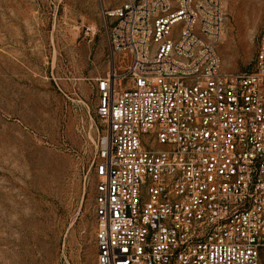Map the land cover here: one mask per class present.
<instances>
[{"label": "built area", "instance_id": "2783aa9c", "mask_svg": "<svg viewBox=\"0 0 264 264\" xmlns=\"http://www.w3.org/2000/svg\"><path fill=\"white\" fill-rule=\"evenodd\" d=\"M106 15L97 264H261L264 35L253 71L228 73L224 0H126Z\"/></svg>", "mask_w": 264, "mask_h": 264}, {"label": "rangeland", "instance_id": "374dc122", "mask_svg": "<svg viewBox=\"0 0 264 264\" xmlns=\"http://www.w3.org/2000/svg\"><path fill=\"white\" fill-rule=\"evenodd\" d=\"M125 1L0 0V264H97L98 85ZM224 7L222 70L251 72L264 0Z\"/></svg>", "mask_w": 264, "mask_h": 264}]
</instances>
